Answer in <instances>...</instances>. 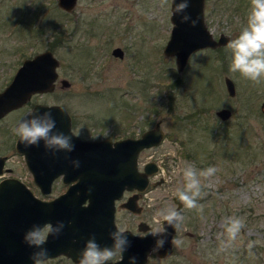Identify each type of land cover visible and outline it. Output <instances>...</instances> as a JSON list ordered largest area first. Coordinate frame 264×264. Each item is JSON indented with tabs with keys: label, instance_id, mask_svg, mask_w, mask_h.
I'll use <instances>...</instances> for the list:
<instances>
[{
	"label": "rangeland",
	"instance_id": "374dc122",
	"mask_svg": "<svg viewBox=\"0 0 264 264\" xmlns=\"http://www.w3.org/2000/svg\"><path fill=\"white\" fill-rule=\"evenodd\" d=\"M250 7L251 0H205L206 24L215 37L236 39ZM170 14L171 0H77L70 11L57 0H0V90L23 58L49 48L59 59L56 86L33 93L18 110L61 104L75 131L88 138L137 136L160 120L164 139L141 150L139 162L156 160L154 177L164 176V183L146 196L140 215L119 210L118 225L137 230L143 218V232L162 231L159 214L176 210L173 196L185 188L187 168L197 172L200 195L196 208L183 204L178 211L183 219L172 252L159 256L155 244L145 263L264 264V80L254 83L229 70L228 42L197 49L178 71L175 57L163 53ZM115 46L122 56L112 53ZM225 76L235 83L233 95ZM221 107L230 108V116L221 118ZM21 111L2 120L1 149ZM10 165L31 180L20 154ZM209 167L213 175H199ZM56 185L53 194L62 188ZM233 219L244 225L235 239L227 232ZM47 264L79 262L58 255Z\"/></svg>",
	"mask_w": 264,
	"mask_h": 264
},
{
	"label": "water",
	"instance_id": "95a60500",
	"mask_svg": "<svg viewBox=\"0 0 264 264\" xmlns=\"http://www.w3.org/2000/svg\"><path fill=\"white\" fill-rule=\"evenodd\" d=\"M57 1L60 7L68 11L77 2ZM180 2L182 0H171L170 20L173 24L163 47L166 56L175 57L178 71L185 67L190 55L197 49L217 47L231 40V36L225 33L215 37L208 28L204 11L205 0H188L189 7L186 12L175 14V6ZM184 14L189 15L191 20H197L195 27L192 26L191 20L181 22ZM112 53L122 56L123 50L120 46H115ZM58 65L59 59L49 48L25 57L9 82L0 90V117L9 110L27 103L33 93L52 91L59 77ZM224 80L227 91L233 95V80L229 76H225ZM61 82L62 85H69L65 78H62ZM260 108L264 111V98ZM45 112H51L57 131L72 136L75 149L71 153H65V156L69 157L70 161H80V167L75 168L77 175L73 177L76 181L58 196L45 200L34 194L18 177L8 176L0 179V264H34L31 256L39 249L29 247L24 241L25 233L34 224L56 225L58 221L65 224L59 237L50 236L44 245L48 250V257L65 254L74 261H79L86 241L93 235L102 248L112 247L110 233L118 228L114 222V199L120 196L125 187L138 188L141 191L148 181V175L157 170V164L152 160L147 161L140 169L138 158L141 150L158 145L164 139L165 131L160 120L138 136H124L116 140L83 139L72 131L71 115L64 106L35 102L30 113ZM216 113L224 119L230 115L231 110L221 107ZM16 148L24 155L41 191L48 193L56 173L54 166L59 157L57 153L53 154L47 150L43 141L38 147H25L19 137L16 140ZM1 161L2 159L0 164ZM65 181H68L67 178ZM174 200L178 202L176 210L179 211L181 203L178 201V195L174 196ZM122 205L138 211L135 201L132 204L125 201ZM161 224L162 231L166 230V234L160 239H164L165 244L156 249V253L165 256L173 250L172 240L176 231L163 220ZM147 228L145 221L138 225L139 231H145ZM124 230L130 246L118 260L106 264H130L129 258L133 256L136 257V264H144L153 248V235L149 232L135 234L129 229Z\"/></svg>",
	"mask_w": 264,
	"mask_h": 264
},
{
	"label": "clouds",
	"instance_id": "9594fccd",
	"mask_svg": "<svg viewBox=\"0 0 264 264\" xmlns=\"http://www.w3.org/2000/svg\"><path fill=\"white\" fill-rule=\"evenodd\" d=\"M167 3V0H162V4ZM189 7L188 0H182L175 6V14L185 13ZM191 20L187 14L182 15L181 22L185 23ZM193 27L196 26L197 20H191ZM227 48L231 51V62L229 70L238 72L244 78L260 83L264 80V0H251V7L247 17V24L242 27L240 34L236 39L230 40ZM30 118H24L19 121L13 129L20 142L25 147L39 146L40 142H44V147L53 154L58 151L71 153L75 149L72 143V136L66 135L63 132L56 130V121L51 112L43 114L30 113ZM73 167L79 168L80 161L72 160ZM216 172L214 167H209L199 175L211 176ZM184 177L187 181L185 188L178 191V199L188 208H196V199L200 195V180L197 172L193 168L184 170ZM168 226L177 231L182 221L181 214L169 209L159 214ZM65 227L64 222L58 221L56 225L46 223L43 225L34 224L24 236V241L29 247L39 249L35 251L31 259L34 264H47L48 250L44 245L48 242L49 237H59ZM244 227L239 219H233L227 227V232L231 239H235L240 230ZM125 230L117 228L116 231L110 233V238L113 240L112 247H101L96 242V237L93 235L89 238L80 254L79 264H106L112 261L115 256L122 255L130 246V241L125 235ZM166 234L165 231L159 229L153 230L150 235L161 237ZM173 244L178 243L175 239ZM165 244L164 239H157L156 248H162ZM130 264H136V257H130Z\"/></svg>",
	"mask_w": 264,
	"mask_h": 264
},
{
	"label": "flooded vegetation",
	"instance_id": "af4514ba",
	"mask_svg": "<svg viewBox=\"0 0 264 264\" xmlns=\"http://www.w3.org/2000/svg\"><path fill=\"white\" fill-rule=\"evenodd\" d=\"M58 3V1H57ZM70 11V10H69ZM24 59V58H23ZM18 67V66H17ZM17 69V68H16ZM15 69V71H16ZM14 71V72H15ZM13 72V74H14ZM12 74V75H13ZM11 75V77H12ZM10 77V78H11ZM9 78V80H10ZM8 80V81H9ZM7 81V83H8ZM234 82V81H233ZM6 83V84H7ZM5 85V84H4ZM234 86H235V83H234ZM29 102V101H28ZM27 103H25L24 105L20 106V107H17V108H14V109H11L9 110L8 112H6L3 116L0 117V127L4 124L2 123V120L6 117V116H12V115H16V111H21V110H18L20 108H22L23 106H25ZM16 112V113H14ZM22 113H19L17 119L15 121H17V123L21 120H23L24 118H29V114L31 112V110H23L21 111ZM71 115V114H70ZM230 116V115H229ZM14 118V117H13ZM71 120H72V123H71V129L74 133H76L78 136H80L74 129V124H73V119H72V116H71ZM126 136H133V135H126ZM138 136V135H137ZM17 137L15 135V133L13 134L12 138L10 139L9 142L7 141H4L3 144L5 147H7V149H1L0 148V159H2L1 161V164H0V168L2 169V171L0 172V179L1 178H4V177H10V176H15V177H18L20 178L22 181L25 182V184L33 191L34 194H36L37 196L41 197L42 199H52L56 196H58L60 193L66 191V189L71 185L73 184L76 180L73 178L74 176L77 175V171L75 170V167H73V165L71 164V159L69 160V157H66L65 156V153H68V152H65V151H58L56 152L57 153V160H55V166H54V172L55 173V176L53 177V180L51 182V189L48 193H43L41 191V188H40V185L34 180V177H33V174L32 172L29 170L27 164H26V161L24 159V155L19 152L16 148V140H17ZM81 138L83 139H100V138H110V137H93V138H88V137H82L80 136ZM124 137V136H123ZM118 138H121V137H117L115 139H112V140H116ZM264 151V149H263ZM14 154H20V156H22L23 158V164L24 166L28 169L29 171V174H30V177H31V180L30 181H27L25 179H23L22 177H20L19 175H17L15 172H14V168L10 165V160L12 158V156ZM73 157V156H72ZM71 157V158H72ZM67 159V160H65ZM149 160H152L154 162H156L157 164V169H159V164L156 160H153V159H149ZM147 160V161H149ZM138 161H139V158H138ZM147 161H143V162H139L138 163V167L140 169L143 168L144 164L147 162ZM70 163V164H69ZM81 172V171H79ZM154 174L156 173H153V174H149L148 175V181L145 185V187L140 191L138 190V188H128V187H125L120 196L118 198H115L114 199V222L115 224L117 225L118 228H121L119 225H118V222H117V218H118V211L119 210H123L125 212H127V214H137V215H140L142 212H143V208H144V202H146V196L150 194V192L155 188L157 187L158 185H161L162 183H164L163 181L165 180L164 176L162 175H159L158 178L157 177H154ZM65 178H67L68 181H65ZM58 181L61 182V185H62V188L60 190H58L57 192H55L54 194L52 193L53 190L56 188V184H58ZM177 195V194H176ZM175 196V195H174ZM174 196H173V200H174ZM127 201V202H131V204L133 203V201H135V207H136V210L138 211H133L131 210L129 207H124L122 204ZM175 201V200H174ZM178 201L181 203V201L178 199ZM86 203H87V200H86ZM176 208L178 206V202H176ZM183 203H181L180 205V209L182 207ZM141 221H146L145 219H139L138 222H135V226L137 227V230H134L132 229L133 227L131 225H129L128 227H124L122 229H129L131 230L132 232H134L135 234H142L144 233L143 231H139L138 230V225ZM134 222V221H133ZM162 223V222H161ZM132 227V228H131ZM148 231H146L145 233H147ZM154 237V243H153V246L156 244V241H157V237L153 236ZM160 239V237H159ZM151 254V253H150ZM60 255H65V254H60ZM58 256V255H57ZM67 258L71 259L72 262H75L71 257L65 255ZM54 257V256H53ZM121 257V255H117L114 257V259L112 261H108L110 263L118 260L119 258ZM149 257V255H148ZM149 259V258H148ZM147 259V260H148ZM76 262H79V261H76ZM148 262V261H146ZM147 264V263H145Z\"/></svg>",
	"mask_w": 264,
	"mask_h": 264
}]
</instances>
